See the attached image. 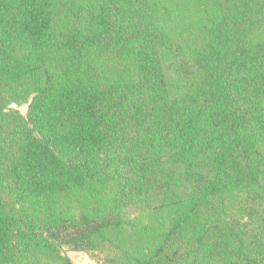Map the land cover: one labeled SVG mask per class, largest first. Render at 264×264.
<instances>
[{
  "label": "trees",
  "instance_id": "obj_1",
  "mask_svg": "<svg viewBox=\"0 0 264 264\" xmlns=\"http://www.w3.org/2000/svg\"><path fill=\"white\" fill-rule=\"evenodd\" d=\"M208 1L172 36L157 0H0V264H264V0Z\"/></svg>",
  "mask_w": 264,
  "mask_h": 264
},
{
  "label": "rangeland",
  "instance_id": "obj_2",
  "mask_svg": "<svg viewBox=\"0 0 264 264\" xmlns=\"http://www.w3.org/2000/svg\"><path fill=\"white\" fill-rule=\"evenodd\" d=\"M157 2L166 9L162 14L163 25L172 36L184 34L190 27L201 24L204 14L210 8L208 0H157ZM195 35L196 33L189 34L183 38L189 42L195 39ZM257 39L264 42V30L257 36ZM13 108L24 116L27 115L28 105H13ZM120 238L127 239V237ZM62 256L76 264H107L104 259L96 261L83 251H73L67 247L62 250ZM39 264H63V261L42 249L39 252Z\"/></svg>",
  "mask_w": 264,
  "mask_h": 264
}]
</instances>
